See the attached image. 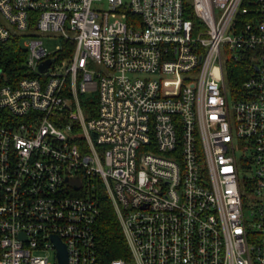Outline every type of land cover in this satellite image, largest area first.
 Here are the masks:
<instances>
[{
	"label": "built area",
	"instance_id": "2783aa9c",
	"mask_svg": "<svg viewBox=\"0 0 264 264\" xmlns=\"http://www.w3.org/2000/svg\"><path fill=\"white\" fill-rule=\"evenodd\" d=\"M12 37L25 76L0 83V264H101V194L129 253L108 264H264V0H0ZM247 54L234 99L224 64Z\"/></svg>",
	"mask_w": 264,
	"mask_h": 264
},
{
	"label": "trees",
	"instance_id": "16d2710c",
	"mask_svg": "<svg viewBox=\"0 0 264 264\" xmlns=\"http://www.w3.org/2000/svg\"><path fill=\"white\" fill-rule=\"evenodd\" d=\"M185 16L194 24L197 23L190 3H185ZM18 37H12L4 43H0V83L13 85L21 77L25 76L23 66L25 52L21 48ZM63 50L59 52L60 58L69 56L73 45L62 42ZM256 62L247 54L237 60L227 58L224 64L225 82L234 99L241 97L242 87L245 81L254 75ZM91 104V103H90ZM88 105V104H87ZM92 108L85 105V112ZM100 214L95 225L98 254L101 264H108L115 259H129L127 246L121 232L116 215L105 195L97 198Z\"/></svg>",
	"mask_w": 264,
	"mask_h": 264
},
{
	"label": "rangeland",
	"instance_id": "374dc122",
	"mask_svg": "<svg viewBox=\"0 0 264 264\" xmlns=\"http://www.w3.org/2000/svg\"><path fill=\"white\" fill-rule=\"evenodd\" d=\"M103 9L107 10V5L105 3L103 5ZM40 40L43 42L44 48H46L49 53L55 52L56 47H58L61 43V41L58 38H54V37H41ZM22 44H23V42L20 43V45H22ZM252 176H253V174L251 171L240 170L241 179L243 177L248 178V177H252Z\"/></svg>",
	"mask_w": 264,
	"mask_h": 264
},
{
	"label": "water",
	"instance_id": "95a60500",
	"mask_svg": "<svg viewBox=\"0 0 264 264\" xmlns=\"http://www.w3.org/2000/svg\"><path fill=\"white\" fill-rule=\"evenodd\" d=\"M49 63H50L49 61L43 63L40 66L41 71H45V69L47 68ZM54 241H55L56 246H57L58 251H59V258H60L61 262L64 263L65 262V258H66L64 247L57 240H54Z\"/></svg>",
	"mask_w": 264,
	"mask_h": 264
}]
</instances>
